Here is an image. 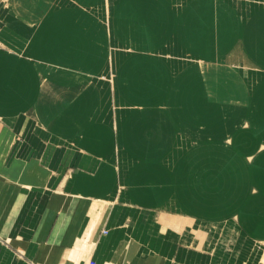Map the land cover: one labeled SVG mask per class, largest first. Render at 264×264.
I'll return each instance as SVG.
<instances>
[{"label":"crops","instance_id":"obj_1","mask_svg":"<svg viewBox=\"0 0 264 264\" xmlns=\"http://www.w3.org/2000/svg\"><path fill=\"white\" fill-rule=\"evenodd\" d=\"M230 147L264 166V0H0V264H216Z\"/></svg>","mask_w":264,"mask_h":264},{"label":"rangeland","instance_id":"obj_2","mask_svg":"<svg viewBox=\"0 0 264 264\" xmlns=\"http://www.w3.org/2000/svg\"><path fill=\"white\" fill-rule=\"evenodd\" d=\"M250 150L239 147L199 150L200 175L208 178L209 174L210 188H213L207 194V182L201 180L205 186H201L204 191L200 207L204 212L200 213V226L210 235V243L201 253L213 251L216 264H255V251L248 252L253 245L245 238L264 232V196H257L255 187L249 189V186L251 182L264 185V180H258L259 175L255 173L264 166L241 163ZM251 176L256 180H251ZM247 197L251 198L250 202H246ZM185 203L190 205L191 202L185 198ZM206 259L205 254L201 263Z\"/></svg>","mask_w":264,"mask_h":264},{"label":"bare ground","instance_id":"obj_3","mask_svg":"<svg viewBox=\"0 0 264 264\" xmlns=\"http://www.w3.org/2000/svg\"><path fill=\"white\" fill-rule=\"evenodd\" d=\"M139 110V109H138Z\"/></svg>","mask_w":264,"mask_h":264}]
</instances>
